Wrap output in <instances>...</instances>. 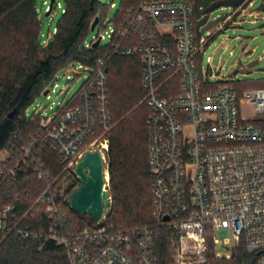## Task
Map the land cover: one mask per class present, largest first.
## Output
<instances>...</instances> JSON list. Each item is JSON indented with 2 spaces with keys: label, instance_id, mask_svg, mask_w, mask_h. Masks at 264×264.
<instances>
[{
  "label": "built area",
  "instance_id": "built-area-1",
  "mask_svg": "<svg viewBox=\"0 0 264 264\" xmlns=\"http://www.w3.org/2000/svg\"><path fill=\"white\" fill-rule=\"evenodd\" d=\"M253 3L245 0L234 15ZM108 6L116 7L113 2ZM206 9L186 0H142L122 24H111L107 45H101L104 36L85 42L88 50L98 41L107 46L106 58L95 68L72 65L89 74L79 92L56 108L53 103L51 115L35 106L37 100L33 113L26 114L41 119L29 142L0 151V237L34 241L39 251L53 243L66 252L69 264H159L160 245L168 246L171 264H209L210 255L232 260L241 246L264 264V88L241 91V81L225 77L221 82L229 84L213 88L219 84L213 77L221 74L211 63L206 69L203 65L212 38L199 26ZM110 56L141 61L142 104L150 111L153 223L122 231L109 224L110 209L99 222L76 230L66 210L72 209L73 192L62 186L63 174H75L87 152L100 151L104 188L109 192L110 187ZM58 80L41 97L57 94ZM48 151L64 165L58 177L48 170ZM26 175L47 182L35 201L30 193L9 192L7 184H18ZM37 216L48 227L23 226Z\"/></svg>",
  "mask_w": 264,
  "mask_h": 264
},
{
  "label": "trees",
  "instance_id": "trees-1",
  "mask_svg": "<svg viewBox=\"0 0 264 264\" xmlns=\"http://www.w3.org/2000/svg\"><path fill=\"white\" fill-rule=\"evenodd\" d=\"M186 1L195 2L197 9H206L219 0ZM141 2L123 0L111 24H122L130 10ZM64 4L65 10L54 37L44 46L36 0H0V151L13 146L20 148L29 142L41 119H30L27 111L55 83L59 73L74 64L95 68L98 60L106 58L109 52L107 46L85 48L91 26L99 17L100 0H64ZM104 20L100 17L101 23ZM106 60L114 124L107 155L112 198L108 222L122 231H131L153 223L146 129L150 111L146 104H141L146 93L142 87L140 58L110 56ZM229 83L221 82L213 88ZM256 86L259 85L253 88H264L263 83ZM238 88L242 91L250 86L242 83ZM45 158L48 170L55 177L61 175L64 165L59 156L48 151ZM68 180L73 181L70 187L65 186ZM61 184L69 194L80 185L72 171L63 174ZM7 185L12 196L30 193L31 200L35 201L47 182L26 175L20 183ZM66 210L76 230L93 224L90 218L77 214L73 209ZM48 225L37 216L23 226L41 231ZM212 252L214 250L211 249ZM169 254L168 246L160 245L159 264H171ZM0 264H69V260L66 252L53 243L39 251L34 241L11 235L0 237ZM209 264H258V259L241 246L232 260H215L210 255Z\"/></svg>",
  "mask_w": 264,
  "mask_h": 264
},
{
  "label": "rangeland",
  "instance_id": "rangeland-1",
  "mask_svg": "<svg viewBox=\"0 0 264 264\" xmlns=\"http://www.w3.org/2000/svg\"><path fill=\"white\" fill-rule=\"evenodd\" d=\"M113 2L116 7L108 9L109 3ZM123 0H104L100 2L98 16L105 19L102 26H98L94 32H91L89 40L95 36H104L106 39L101 45L108 43V33L111 30V22L114 20ZM51 0H36L38 13L42 26L41 43L46 45V41L51 42L55 29L61 20L65 4L64 0H55L54 11L47 16ZM60 5V6H59ZM237 7H221L211 14V19L215 20L225 15H232L231 21L222 19L208 32H211L212 38L209 41V47L204 55L203 65L206 69L209 64L213 70L217 71L220 76L213 77V83H221L222 77L225 79H237L242 83H247L250 88L254 89V85L264 84V0H254L252 6H243L238 10L239 15H234ZM102 25V24H101ZM257 64L250 66L251 63ZM78 75L79 77H76ZM67 76L76 80L69 83ZM88 72L79 66L76 68L71 66L63 70L58 75L57 94H52L51 99L44 96L40 97L35 106L42 105V113L52 114L50 109L55 103L54 108L59 103L69 100L79 92L83 84L88 79ZM65 77L64 79H61ZM261 82V83H256ZM256 86V87H259ZM66 90L63 91V88ZM262 87V86H261ZM142 104V102H141ZM31 106L29 113L32 114L34 107ZM73 181L68 180L66 187H70ZM89 218V217H87Z\"/></svg>",
  "mask_w": 264,
  "mask_h": 264
},
{
  "label": "water",
  "instance_id": "water-1",
  "mask_svg": "<svg viewBox=\"0 0 264 264\" xmlns=\"http://www.w3.org/2000/svg\"><path fill=\"white\" fill-rule=\"evenodd\" d=\"M245 0H219L209 6L205 11V17L199 22V26L203 27V32L209 31L220 20H210L211 14L221 7H237L244 3ZM55 6V0H51V4L47 13L49 16ZM100 23V17H97L91 26V32H94ZM100 45V41L95 47ZM257 64L253 62L250 66ZM105 162L100 151L87 152L83 159L76 165L75 174L79 177L80 187L71 195L70 205L77 214L89 217L94 222H99L108 210L112 208V200L110 193L105 190Z\"/></svg>",
  "mask_w": 264,
  "mask_h": 264
},
{
  "label": "flooded vegetation",
  "instance_id": "flooded-vegetation-1",
  "mask_svg": "<svg viewBox=\"0 0 264 264\" xmlns=\"http://www.w3.org/2000/svg\"><path fill=\"white\" fill-rule=\"evenodd\" d=\"M76 176V179L79 181V183H80V180H79V177L77 176V175H75ZM80 185H81V183H80ZM80 185L77 187V188H79L80 187ZM76 188V189H77Z\"/></svg>",
  "mask_w": 264,
  "mask_h": 264
}]
</instances>
